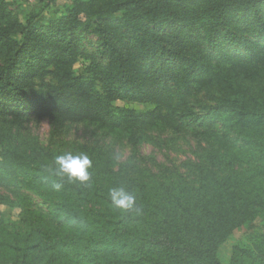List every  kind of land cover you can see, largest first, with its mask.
<instances>
[{
  "label": "trees",
  "instance_id": "obj_1",
  "mask_svg": "<svg viewBox=\"0 0 264 264\" xmlns=\"http://www.w3.org/2000/svg\"><path fill=\"white\" fill-rule=\"evenodd\" d=\"M68 1L0 0V264H222L239 228L264 264V0ZM68 152L90 181L51 175Z\"/></svg>",
  "mask_w": 264,
  "mask_h": 264
},
{
  "label": "rangeland",
  "instance_id": "obj_2",
  "mask_svg": "<svg viewBox=\"0 0 264 264\" xmlns=\"http://www.w3.org/2000/svg\"><path fill=\"white\" fill-rule=\"evenodd\" d=\"M47 0H7V8L10 9L14 16L22 19L29 13L35 12H47L48 15L57 16L64 12L65 6L70 2L68 0H58L52 5L46 6ZM82 54L78 57L77 61L72 64L73 72H81L86 65L89 64L90 56L94 53V38L91 35H84L81 38ZM122 105L121 103H117ZM49 126L47 122H43L39 131L40 135L44 137L47 135ZM17 209L7 208L5 210L6 216L10 218H16L15 212ZM243 228H239L233 232V234L222 242L218 248V256L222 264H235L233 259V245L243 237ZM239 264H245L244 261H238Z\"/></svg>",
  "mask_w": 264,
  "mask_h": 264
},
{
  "label": "clouds",
  "instance_id": "obj_3",
  "mask_svg": "<svg viewBox=\"0 0 264 264\" xmlns=\"http://www.w3.org/2000/svg\"><path fill=\"white\" fill-rule=\"evenodd\" d=\"M92 161L86 154H72L71 152L58 155L55 158V168L51 170V175L69 182H79L85 184L90 181L89 169ZM62 183L53 181L51 188L55 191L61 190ZM109 197L112 204L126 212L139 214L141 208L136 205L135 196L124 187H114L109 190Z\"/></svg>",
  "mask_w": 264,
  "mask_h": 264
}]
</instances>
